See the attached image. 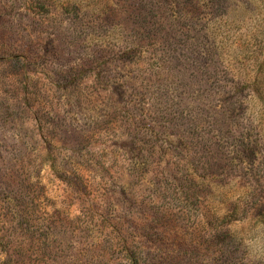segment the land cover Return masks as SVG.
Masks as SVG:
<instances>
[{
	"label": "rangeland",
	"instance_id": "1",
	"mask_svg": "<svg viewBox=\"0 0 264 264\" xmlns=\"http://www.w3.org/2000/svg\"><path fill=\"white\" fill-rule=\"evenodd\" d=\"M0 264H264V0H0Z\"/></svg>",
	"mask_w": 264,
	"mask_h": 264
}]
</instances>
